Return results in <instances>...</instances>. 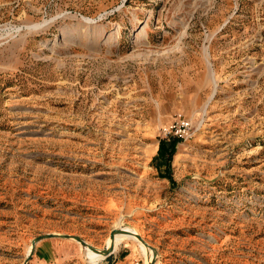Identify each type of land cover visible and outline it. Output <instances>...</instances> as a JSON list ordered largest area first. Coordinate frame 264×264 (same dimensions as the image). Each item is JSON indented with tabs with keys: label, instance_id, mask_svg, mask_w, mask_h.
<instances>
[{
	"label": "rangeland",
	"instance_id": "1",
	"mask_svg": "<svg viewBox=\"0 0 264 264\" xmlns=\"http://www.w3.org/2000/svg\"><path fill=\"white\" fill-rule=\"evenodd\" d=\"M114 229L264 264V0H0V264H147L128 237L28 256Z\"/></svg>",
	"mask_w": 264,
	"mask_h": 264
},
{
	"label": "water",
	"instance_id": "2",
	"mask_svg": "<svg viewBox=\"0 0 264 264\" xmlns=\"http://www.w3.org/2000/svg\"><path fill=\"white\" fill-rule=\"evenodd\" d=\"M123 234L135 237L140 243H143V245H145L148 249H150L152 251V256L148 260L147 264H153L154 263L153 260L156 257L155 249L153 247H151L150 245H148L142 237H140L139 235L131 232L130 230H126V229H114V230H112L110 232V234H109V238H110V241H111L110 244H109V247H106V249H103V250H99L98 248H95V247H93L91 245H88L83 240H81L80 238H78L76 236H73V235L69 236V235H61V234H56L55 233V234H47V235H44V236H39V237H37L36 239H34L31 242V248L32 249H31V251H30L28 256H31V254L34 251V246L38 243V241H40L42 239H50V238L60 237V238H63V239H68V240H72L73 239L76 242H78L81 247L91 249L95 253H97L99 255H102L104 258H106L107 256L111 255V253H113V251H114L113 241L115 239V236L116 235H123ZM27 261H28V259H26L23 262V264H27Z\"/></svg>",
	"mask_w": 264,
	"mask_h": 264
},
{
	"label": "built area",
	"instance_id": "3",
	"mask_svg": "<svg viewBox=\"0 0 264 264\" xmlns=\"http://www.w3.org/2000/svg\"><path fill=\"white\" fill-rule=\"evenodd\" d=\"M191 134V124L181 116H177L170 126L164 127L161 131V137L164 140L176 139L185 141Z\"/></svg>",
	"mask_w": 264,
	"mask_h": 264
},
{
	"label": "trees",
	"instance_id": "4",
	"mask_svg": "<svg viewBox=\"0 0 264 264\" xmlns=\"http://www.w3.org/2000/svg\"><path fill=\"white\" fill-rule=\"evenodd\" d=\"M172 142L170 143H165L163 141H160V147H159V151H158V154L163 157L165 156L166 159H168V161H170V157L172 156L173 154V151H174V148L177 144V142H180L179 140H176V139H172L171 140Z\"/></svg>",
	"mask_w": 264,
	"mask_h": 264
},
{
	"label": "bare ground",
	"instance_id": "5",
	"mask_svg": "<svg viewBox=\"0 0 264 264\" xmlns=\"http://www.w3.org/2000/svg\"><path fill=\"white\" fill-rule=\"evenodd\" d=\"M125 237H128V238L132 239L133 241L138 242L140 245L142 244V243H140L135 237L130 236V235L123 234L122 236H121V235H116V236H115V239H114V241H113V245L117 244L118 242H120L121 240H123V238H125ZM110 242H111V241H110ZM121 242H122V241H121ZM87 250H88V251H89V250L92 251L91 249H87ZM92 252L95 254V258H101V257H103L102 255H99V254L95 253L94 251H92ZM93 260H94V259H93Z\"/></svg>",
	"mask_w": 264,
	"mask_h": 264
}]
</instances>
